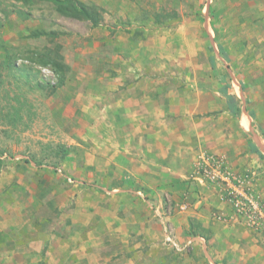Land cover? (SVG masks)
<instances>
[{
  "label": "rangeland",
  "instance_id": "374dc122",
  "mask_svg": "<svg viewBox=\"0 0 264 264\" xmlns=\"http://www.w3.org/2000/svg\"><path fill=\"white\" fill-rule=\"evenodd\" d=\"M78 1L101 9L96 25L63 17L48 2L0 0V264H67L60 244L77 241L87 243L86 257L69 264H264V227L249 217L255 205L264 210V156L248 148L253 133L264 141V0ZM34 28L57 36L27 39ZM55 45L70 68L63 82L40 62ZM217 60L229 73L213 75L209 63ZM209 76L212 91L221 77L237 86L236 106L211 116L226 127L244 108L252 131L224 145L246 147L231 153L214 142L189 166L183 190L137 191L144 204L136 215L116 213L114 224L93 216L76 227L67 212L72 196L101 197L93 193L95 169L127 141L136 119H115V107H128L111 106L110 94L129 88L138 97L152 79L188 97L191 78ZM204 159L228 183L203 178ZM162 222L181 252L164 244Z\"/></svg>",
  "mask_w": 264,
  "mask_h": 264
},
{
  "label": "crops",
  "instance_id": "0c3cea01",
  "mask_svg": "<svg viewBox=\"0 0 264 264\" xmlns=\"http://www.w3.org/2000/svg\"><path fill=\"white\" fill-rule=\"evenodd\" d=\"M209 65L213 69L214 76H223V74L229 73V69L224 67L220 60L217 62L210 61ZM210 76L206 79L203 77L191 78L188 86L193 89L191 90L192 95H188V97L166 90L162 82L154 83L152 79L146 83L147 91L138 97V91L135 90L136 93L134 94L129 88H122L123 91L117 92L115 96L116 91L110 94L114 101L111 106L116 103V106L121 104L128 107V113L119 110L120 107H115L121 112V114L117 113L116 116L118 117L115 119L118 121L132 117L136 119L131 124L133 127L129 131L130 134L127 132V141L121 143L113 158H107L95 169L96 182L99 185L96 186L93 193L101 191L103 193L101 197H94L92 194L86 195L85 192H82V195H77V199L75 195L72 196V200H70L72 203L67 212L71 220L77 222L74 224L76 227L87 228L93 216L97 220L101 219L102 222H105V217L108 215L107 221L114 224L116 213L128 211L135 214L134 208L138 202L144 204L136 196L137 191L145 190L147 196L152 197L153 194L157 195L159 191L168 190L172 192L175 187L183 190L186 182H188L189 166L194 164L193 160L202 152L211 153L214 142L222 145L221 151L226 149L231 153L232 151L234 153L236 150L239 151L238 149H241L242 146L246 147L247 143L245 144V142H241V146L233 142L235 144L233 148H225L224 145V142L232 141L231 139L235 136L241 138L242 135L245 136L252 131V119L250 116L248 117V112L244 108L240 109L239 113L237 111L232 112L233 116L240 119L238 121L239 127L232 123L236 118H231V123L234 126L230 123L224 124L226 127H221L217 119L211 116L218 109L223 110L226 107L227 110H231L236 106L238 94L233 87L236 88L237 86L233 82L227 83V78L221 77L218 87L212 91ZM216 81L213 80L212 82ZM151 90H154V93ZM152 98L156 101H152ZM131 102L134 105L138 103L137 107L135 105V109L129 108ZM253 137L254 144L249 145V151L264 156L263 139L254 133ZM215 149L217 148L213 150ZM235 155L240 161V152ZM108 163H110L109 166ZM104 176L106 177L104 178ZM126 176L128 179L125 178ZM151 179L159 182L158 188H153ZM171 182L172 184H170ZM110 183L115 187L112 188ZM69 196L71 195L67 196L66 201H68ZM79 198L81 200H78ZM87 205L90 207H86ZM128 207H130L129 210ZM110 213L113 214L111 218H109ZM98 214H101L104 219L99 218ZM120 225L121 230H125V232L128 230L127 224ZM113 228L114 226L111 227V229ZM86 245V242L78 243V241L74 244L70 242L61 243V250L67 248L64 250L66 263H71L73 258L76 263L81 262L86 257ZM98 245L104 246L102 242ZM107 254L112 256L114 253L109 252ZM60 255L55 254L54 258L57 259ZM102 259L104 260V255ZM129 264H135V262Z\"/></svg>",
  "mask_w": 264,
  "mask_h": 264
},
{
  "label": "trees",
  "instance_id": "16d2710c",
  "mask_svg": "<svg viewBox=\"0 0 264 264\" xmlns=\"http://www.w3.org/2000/svg\"><path fill=\"white\" fill-rule=\"evenodd\" d=\"M24 5H30L35 2H48L53 5L56 12L63 17L72 18L76 20H86L93 25H96L101 19V9L96 6H87L78 0H19ZM57 34L55 32H47L44 29L34 28L27 34V39H41L48 38L51 42L55 39ZM60 45H55L51 50H45L39 53L40 62L42 65H49L58 76H61L63 82L65 73L70 71L68 65L64 63V58L59 52ZM4 64V63H3ZM192 236L196 233L192 232Z\"/></svg>",
  "mask_w": 264,
  "mask_h": 264
},
{
  "label": "built area",
  "instance_id": "2783aa9c",
  "mask_svg": "<svg viewBox=\"0 0 264 264\" xmlns=\"http://www.w3.org/2000/svg\"><path fill=\"white\" fill-rule=\"evenodd\" d=\"M197 167L202 168L203 178L206 180L215 183L218 179H220L223 183L227 182L228 177L221 174L220 167L218 165H215V168H212V165L210 166L208 164V161L205 159L202 161L197 162ZM199 174V170L196 173ZM202 178V179H203ZM228 183V182H227ZM241 194V193H240ZM249 217L253 220V222H257L258 224H261L264 227V210H261L256 205L253 206L252 209H250ZM163 223V242L165 245H167L170 249L181 252L183 250V246L179 243V241L175 238L172 231L166 226V224ZM189 241L188 243H190Z\"/></svg>",
  "mask_w": 264,
  "mask_h": 264
}]
</instances>
